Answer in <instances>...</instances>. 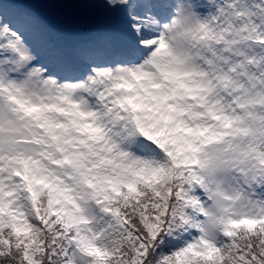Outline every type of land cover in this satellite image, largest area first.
<instances>
[{"label":"snow or ice","instance_id":"obj_1","mask_svg":"<svg viewBox=\"0 0 264 264\" xmlns=\"http://www.w3.org/2000/svg\"><path fill=\"white\" fill-rule=\"evenodd\" d=\"M0 264H264V0H0Z\"/></svg>","mask_w":264,"mask_h":264}]
</instances>
